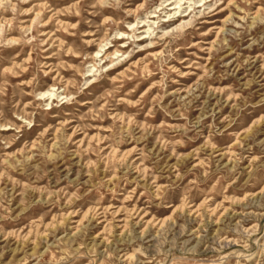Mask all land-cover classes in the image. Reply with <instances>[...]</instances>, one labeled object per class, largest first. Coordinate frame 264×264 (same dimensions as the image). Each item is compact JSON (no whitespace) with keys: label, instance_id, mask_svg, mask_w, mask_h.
Listing matches in <instances>:
<instances>
[{"label":"rangeland","instance_id":"1","mask_svg":"<svg viewBox=\"0 0 264 264\" xmlns=\"http://www.w3.org/2000/svg\"><path fill=\"white\" fill-rule=\"evenodd\" d=\"M0 264H264V0H0Z\"/></svg>","mask_w":264,"mask_h":264}]
</instances>
